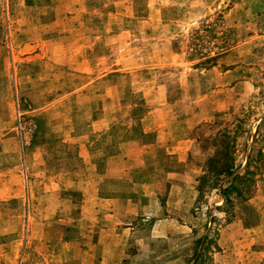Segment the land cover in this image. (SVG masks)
I'll return each instance as SVG.
<instances>
[{"label":"rangeland","instance_id":"obj_1","mask_svg":"<svg viewBox=\"0 0 264 264\" xmlns=\"http://www.w3.org/2000/svg\"><path fill=\"white\" fill-rule=\"evenodd\" d=\"M0 264H264V0H0Z\"/></svg>","mask_w":264,"mask_h":264},{"label":"crops","instance_id":"obj_2","mask_svg":"<svg viewBox=\"0 0 264 264\" xmlns=\"http://www.w3.org/2000/svg\"><path fill=\"white\" fill-rule=\"evenodd\" d=\"M29 48V47H28ZM83 72H88V71H83ZM113 72V71H111ZM210 72V70L207 71V73ZM107 75V74H105ZM222 77L225 78V73L222 74ZM95 79H98L97 77ZM94 79V80H95ZM158 90L160 89L161 90V87L158 86L157 88ZM94 111H96V114H94V118L93 119H90L89 121V126L91 127H96L98 125H101L104 118H103V115L100 114V112H98V116H97V111H101L103 109V107L101 105L97 106V105H94ZM115 110H118V103L116 101L115 105H111L110 106V114H112L113 111ZM213 112H215L214 109H211ZM209 111H210V108H209ZM191 115V113H190ZM196 116V115H194ZM112 120V119H111ZM142 120L144 119H140L139 121L140 122H143ZM160 120V119H159ZM201 122L200 120L197 121V123ZM94 131L97 130V129H93ZM150 130H152L153 134H154V139H153V142L152 145L154 147V151L156 154H167V155H176L178 156V158H181L183 156L186 155V153L190 150V147L191 145L195 142V139H191V138H188V137H182V138H171L170 134L169 136L167 135V137H165L164 135V129L161 127L160 124L157 125L156 129L155 128H150V129H142V132L143 133H149ZM132 144L134 146H141V147H144L142 145H138V142H136L135 140H132V141H128L127 144ZM88 146L87 145H78V149H79V155L82 156L83 158H86L88 157ZM110 201L113 202V198L110 199ZM111 202V203H112ZM112 211V209L110 210ZM113 212V211H112Z\"/></svg>","mask_w":264,"mask_h":264},{"label":"trees","instance_id":"obj_3","mask_svg":"<svg viewBox=\"0 0 264 264\" xmlns=\"http://www.w3.org/2000/svg\"><path fill=\"white\" fill-rule=\"evenodd\" d=\"M198 243H200V239L196 241V245H197ZM195 255H196V253L193 254V257H192L193 259L196 258Z\"/></svg>","mask_w":264,"mask_h":264},{"label":"bare ground","instance_id":"obj_4","mask_svg":"<svg viewBox=\"0 0 264 264\" xmlns=\"http://www.w3.org/2000/svg\"><path fill=\"white\" fill-rule=\"evenodd\" d=\"M27 48H28V47H27ZM27 48H26V49H27Z\"/></svg>","mask_w":264,"mask_h":264}]
</instances>
